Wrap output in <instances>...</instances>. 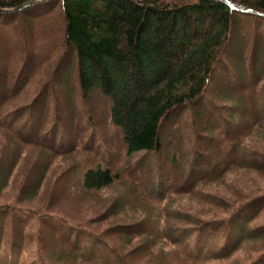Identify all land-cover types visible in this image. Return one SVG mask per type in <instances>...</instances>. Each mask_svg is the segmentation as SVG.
<instances>
[{
	"label": "trees",
	"instance_id": "trees-1",
	"mask_svg": "<svg viewBox=\"0 0 264 264\" xmlns=\"http://www.w3.org/2000/svg\"><path fill=\"white\" fill-rule=\"evenodd\" d=\"M29 1L0 0V8H15ZM57 10L62 17L64 44L75 53L79 93L85 100L90 95L107 99L112 124L119 132L118 146L122 150L116 159L119 160L121 154L127 158L141 154L124 169L127 175L124 176L119 171V163L114 165L116 161L112 155L115 152L104 151L107 158L94 166L85 165L84 170L78 171L77 182H80L81 191L104 190L124 177L134 186L146 190L145 196L139 195L142 200L155 203L177 196H196L201 189L224 181L235 170L263 174L264 92L259 89V82L255 85L251 71L247 75L253 79L251 87L235 74H229L232 69L229 61L232 57L230 51L238 39L236 24L239 16L264 19V0H46L21 11L0 12V27L15 28L26 15L38 18ZM29 67L26 59L16 75L13 70L8 74L0 61V129L21 144L34 145L54 155H70L72 152L88 155L96 137L83 140L80 130L74 126L69 128L70 124L57 113L58 108H55L56 113L52 110L42 117V95L48 92L52 99L58 95L55 80L42 85L39 97L32 103L14 106L27 78H32V70L26 76ZM58 68H62L60 63ZM225 68L228 77L243 90L244 102H250V106L246 104L248 114L231 106L235 118L207 106H204L203 113L198 110V103L209 93L214 81L223 76ZM260 91L263 93L258 94ZM256 100L263 103L253 106L252 101ZM188 110L192 116L201 112L206 118L203 130L196 128L193 133L197 135L196 145L200 138L210 141L206 147L209 150L204 152L195 147L188 163L177 157L172 158L173 165L168 167L158 163L153 178L148 176L152 169L140 172V167L147 170L145 164L152 160V156L162 152L165 144L163 130L168 121L179 112ZM194 119L192 127L200 128L202 119ZM88 122L90 130L93 126L95 130L97 125L89 117ZM177 133L178 130H174L170 136L174 141L180 138ZM100 140L96 145L98 151L105 147L106 139L101 136ZM225 146L228 149H224ZM4 152L12 153V157L5 156ZM22 156L8 145L0 154V190L9 183ZM48 166V162L35 159L26 175L28 182L32 180V171L42 170L34 180L35 185L31 186L36 192L43 179H48ZM59 180L60 177L55 182L53 196L60 195L57 189L60 188ZM220 199L222 202L226 200ZM122 201L119 202L125 203ZM13 203L0 202V264H21L19 257L23 254L22 241L24 229L30 225L29 216L41 225L40 230L52 231L56 243L63 245L61 253L56 254H62L59 259L65 264H134L130 254L122 253L103 234L88 235L91 241L85 242L83 249L81 241L86 230L76 221L49 213V210L35 209L36 212L32 213L25 211L28 208L16 209ZM119 207L114 204L100 212L96 215L98 222L118 214ZM252 207V214L263 211L264 194L248 199L238 208L232 207L229 214L225 211V216L210 219H201L187 210H174L173 218L178 225L160 222L159 216L150 213L143 214L135 221L112 225L110 235H119L126 240L155 239L156 236L186 264H207L228 258L242 241L250 240L259 231H249L235 217L248 220L252 215L247 214ZM152 210L158 212L155 208ZM165 211L166 207L160 212ZM223 221L229 227H224L223 236L219 238L216 233L223 229ZM233 221L235 225L231 229ZM182 222L185 225H181ZM261 230L264 234V227ZM38 256L43 264H48L43 252ZM245 264H264V257Z\"/></svg>",
	"mask_w": 264,
	"mask_h": 264
},
{
	"label": "rangeland",
	"instance_id": "rangeland-1",
	"mask_svg": "<svg viewBox=\"0 0 264 264\" xmlns=\"http://www.w3.org/2000/svg\"><path fill=\"white\" fill-rule=\"evenodd\" d=\"M250 16L240 15V20L237 19L239 20L236 24L238 39L230 51L232 57H230L229 62L232 64V69L229 70V74H235L236 77H240L243 82H246V85L249 86L250 84L251 87L253 79H249L247 76L251 71V74L254 73L255 85L259 82L258 87L264 92V19L258 20ZM22 20L23 22L18 23L15 28L0 27V61L4 66L2 69L6 70L8 74L13 70L16 75L18 69L28 59L30 67L26 70V76L32 70V78L31 80L27 78L26 86L17 97L14 106L23 105L27 102L32 103L34 99H37L36 97H39V93L44 87L42 85L46 82L53 83L55 80L54 86L58 87V95L54 99H52V94L48 92L42 95V117L45 116L46 112L49 114L52 110L56 113L55 108H58L57 113L61 114L65 121L70 124L69 128L74 126L75 129L80 130L83 140L90 136L96 137V143L88 155L72 152L70 155L58 156L34 145L21 144L0 129V154L8 145L14 152H20L23 155L18 167L11 174L9 183L5 184L3 190H0V202H15L12 206L16 209L28 208L25 211L32 213L36 212L35 209L49 210V213L76 221L86 230V236L81 241L83 249L85 242L91 241L88 235L101 233L122 253L130 254V259L134 264H186L169 247L163 245L164 242L156 236L155 239L134 238L126 240L125 237L119 235H110V228L118 223L135 221L140 219L143 214L147 216L149 213L152 216H159L160 222L165 221L178 225L179 222L173 218V211L177 209L190 211L201 219L225 216V211L229 214L232 207L238 208L248 199L264 194V172L262 174L252 170H235L224 181L220 180L221 182L218 184L204 187L196 193V196H177L171 200L166 199L155 203L142 200L139 195L145 196L146 190L141 186H134L124 177L104 190L81 191L80 182H77L78 171L84 170L85 165L94 166L99 164L102 159L107 158L104 151L115 152L112 155L113 161H116L114 165L119 163V171L124 176L126 175L124 169L141 154H135L131 156L132 158H127L121 154L120 159H116V155L122 150L118 146L119 132L118 128L112 124L107 99L100 98L98 95H90V98L85 100L79 93L76 84L75 53L69 48L67 49L64 44L62 17L58 10L53 14L42 15L38 18L26 15ZM1 51L5 53H1ZM59 63L62 68H58ZM223 71V76L214 81L209 88V93L198 103V110L203 113L204 106H207L211 110H219L223 115L227 114L235 118L236 113L229 108L231 106L238 107L243 113L248 114L246 104L250 106V102L248 100L244 102L242 99L243 90L228 77V69L225 68ZM260 76H262V80H258ZM51 85L47 86L48 90L51 89ZM261 91L258 94L263 93ZM262 103L258 100L252 101L253 106H259ZM88 117L99 128L96 126L94 130L93 126V130H90ZM173 118L168 121L163 130L165 144L162 152L152 156L149 163L145 162L148 168L144 169L147 170H142L141 167L139 169L142 173L152 169L153 171L148 173V176L152 178L158 168V163H164L165 167L171 166L173 165V157L188 163L195 147H200V151L204 152L209 150L206 148L210 144L207 138H200L198 144L195 143L197 135L193 132L196 131V128L202 131L203 122L206 121L201 112L192 116L189 110L182 111ZM194 118L202 119L200 128L192 127L195 124ZM197 122L196 119V125ZM174 130H178L177 134L180 137L175 141L170 137ZM101 136L106 139L105 147L98 151L96 145L99 141L101 142ZM224 149H228V146ZM3 154L9 158L12 157L10 152ZM35 159H42L49 163L48 179L46 180V177L43 179L40 190L38 189L37 192L31 186L35 185L34 180L41 175L42 170L40 168L35 173L32 171V180L26 182V175ZM134 171L135 173L138 172L136 169ZM59 177L60 188L57 189L60 191V195L53 196L55 182ZM221 197L226 200L222 202ZM120 199L125 203H120ZM114 204L120 205L119 211H117L119 213L110 216L104 222H98L96 215ZM164 207H166V211L160 212ZM251 211H253V207L247 214V216L252 215L248 220H240L237 215L235 217L249 231L259 230L255 236L250 240L242 241L237 250H234L228 258L210 261L207 264H245L250 260L264 257V234L261 230L264 227V208L262 212H255L254 214L250 213ZM29 221L30 225L24 229L23 254L19 257L21 264H43L38 256L40 252H43L48 264H65L59 259L62 254H56L61 253L63 245L56 243V237L52 231L40 230L41 225L36 219L33 218L32 220V216H29ZM184 223L182 222L181 225H185ZM234 225L235 222L233 221L230 224L231 229ZM224 227L226 229L229 227L227 222H224L222 230H217L218 233L216 234L219 238L223 236L221 232L224 231ZM216 240L217 238L214 241ZM8 258L11 259L9 255Z\"/></svg>",
	"mask_w": 264,
	"mask_h": 264
},
{
	"label": "water",
	"instance_id": "water-1",
	"mask_svg": "<svg viewBox=\"0 0 264 264\" xmlns=\"http://www.w3.org/2000/svg\"><path fill=\"white\" fill-rule=\"evenodd\" d=\"M46 0H31L29 2H26L25 4L19 5L15 8H10V9H1L0 8V12L1 13H10V12H17V11H21L24 8L30 7L31 5L37 4L39 2H43Z\"/></svg>",
	"mask_w": 264,
	"mask_h": 264
},
{
	"label": "bare ground",
	"instance_id": "bare-ground-1",
	"mask_svg": "<svg viewBox=\"0 0 264 264\" xmlns=\"http://www.w3.org/2000/svg\"><path fill=\"white\" fill-rule=\"evenodd\" d=\"M155 188V187H154Z\"/></svg>",
	"mask_w": 264,
	"mask_h": 264
}]
</instances>
